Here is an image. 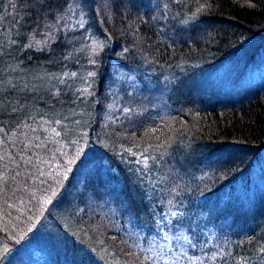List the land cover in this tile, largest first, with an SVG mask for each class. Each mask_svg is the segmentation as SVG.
<instances>
[{
    "label": "trees",
    "instance_id": "obj_1",
    "mask_svg": "<svg viewBox=\"0 0 264 264\" xmlns=\"http://www.w3.org/2000/svg\"><path fill=\"white\" fill-rule=\"evenodd\" d=\"M142 2L0 0V252L18 246L32 233L30 228L44 216L54 220L56 213L62 223L55 218L56 222L66 225L69 233L71 242L66 243L74 247V252L65 248L69 255L64 253L63 260L78 249L72 241L80 231L68 221L72 215L83 231H98L118 259L149 264L106 216L92 213L83 218L77 216L75 205L67 209L68 191L92 157L100 154L83 176L81 189L91 195L93 207L114 209L118 203L124 215L140 217L154 194L145 187L144 175L154 172L155 162L158 172L165 174L161 162L184 160V165L175 163L187 178V187L179 183L178 193L188 191L183 200H205L221 189H233L242 171L264 149V85L240 101H200L190 109L189 104H178L161 121L148 114L119 118L115 114L117 102L123 104L119 88L104 85L111 64L127 67L144 62L156 69L219 65L249 42L264 39V0H167L164 26L170 35L152 20ZM30 42L31 47H24ZM73 72L76 77L60 82L64 73ZM89 72L95 76L88 77ZM85 87L87 92L78 91ZM180 145L187 151L177 153ZM78 149L83 151L69 164ZM185 154L193 156V164ZM65 169H71L66 178ZM165 187L155 186L166 198L179 202ZM132 188L137 192L127 199ZM47 197L51 203L43 204ZM238 212L233 220L246 224V215ZM257 216L242 238L225 243L224 258L201 257L195 264H263L264 212ZM84 236L82 232L83 245L102 251V244L93 245L95 237ZM189 251L199 258L198 251ZM77 252L80 255L81 249Z\"/></svg>",
    "mask_w": 264,
    "mask_h": 264
},
{
    "label": "rangeland",
    "instance_id": "obj_2",
    "mask_svg": "<svg viewBox=\"0 0 264 264\" xmlns=\"http://www.w3.org/2000/svg\"><path fill=\"white\" fill-rule=\"evenodd\" d=\"M142 1L152 20L165 31L167 27L164 26V23L169 16L167 0ZM166 35H170L168 28ZM145 64L141 62V66L135 64L127 67L110 65V72L104 85L106 89L119 88V97H122L123 104L119 106V102H117V113L115 114H118L119 118L121 115V119L132 114L139 115L138 118L148 114L153 120L161 121L171 114L178 104L186 107L189 104L190 109L192 105L198 104L200 101L221 104L246 98L257 87L264 85V39L249 42L241 53L229 56L215 67L199 66L203 69H198L199 67L189 64L187 67L178 65L156 69V67L149 68ZM184 101L190 103L187 102L185 105ZM111 104L110 106H112ZM125 109H130V111L125 112ZM112 114L113 112H110L108 116L110 117ZM146 122L152 121L146 120ZM178 150L177 153H184L187 148L183 150L180 145ZM227 154H231V150H228ZM99 155L96 153L92 160L81 169L79 179L68 191L70 199L67 202V209L75 205L78 217L92 213L95 215L99 213L98 217L106 216L117 225V231L121 233L123 240L137 255L148 260L149 264H192L196 260L192 253L189 254L190 248L198 251L199 258L206 256L207 258L214 256L224 258L222 253L226 251L225 243L231 242L232 239L235 241L240 239L246 232V227L249 228L252 226L251 224H255L259 217L257 215L264 212L262 208L264 206V149L253 161L251 167L242 171L233 189H221L214 194V197L205 200L203 198L183 200L182 196L188 191L178 193L176 188L179 183L187 187L186 174L181 173L176 165H184V160H179L180 163H177L175 160L167 158L165 162H161L165 174L158 172V163L155 162L154 172L151 171L148 175L143 174L144 182L148 183L145 187H150L154 194H150L148 211H143V215L141 214L140 217L135 213L124 215L125 209L123 205L121 208L118 203L113 206L115 210L119 211H115L108 205H102L103 209L97 210L93 207L91 195L86 194L85 191L82 193V178L89 174L90 166ZM238 155L236 154V156ZM185 156L187 162H193V156H188V154ZM232 156L236 158L234 155ZM157 161L160 160L157 159ZM190 171L191 169L186 170L187 173ZM196 174L197 178L202 179L199 173ZM137 178L140 176L137 175ZM245 178H248V181L245 182ZM158 185L163 190L165 186L170 185L165 188H169L170 196L173 198L177 196L180 201L169 200L165 197L167 194H163V196L161 190L155 188ZM128 192L130 194H127L126 198L130 199L137 190L132 188ZM107 207L110 210L107 209L105 212L108 215H104L103 211ZM238 211L242 216L246 215L245 226L233 220V216ZM256 213L258 214L256 215ZM52 217L54 220L44 216V219L42 218L38 225L31 230L32 233L25 236L15 248L6 249V251L3 249L0 252L2 256L0 264H77L75 256L79 255L77 254L79 248L81 252L78 264L80 262L81 264H131L120 257L118 259V253L110 249L98 231L94 232L93 229L90 230V233L86 230L83 231V228H80V222L79 224L75 223L72 215L69 216L68 221H73L80 231L72 241L74 245L78 246V249L73 256L63 260L64 253L69 255L65 248L74 252V247L68 246L66 243L69 233L64 230L66 225L59 224L62 222H60L58 214L52 213ZM55 218L60 220L59 223ZM83 218H87V216ZM187 226L189 227L187 228ZM82 232L85 239L91 236L95 237L93 245L102 244V251L101 247L96 250L83 245L80 242V240L82 241ZM93 233L98 234L99 237ZM70 242L68 240V243ZM206 251L208 252L206 253ZM217 253L221 255H216ZM116 256L117 258H115ZM232 264H238V262L233 261Z\"/></svg>",
    "mask_w": 264,
    "mask_h": 264
},
{
    "label": "snow or ice",
    "instance_id": "obj_3",
    "mask_svg": "<svg viewBox=\"0 0 264 264\" xmlns=\"http://www.w3.org/2000/svg\"><path fill=\"white\" fill-rule=\"evenodd\" d=\"M14 7H15V5H13ZM198 11H199V9H198ZM81 26H83V25H81ZM35 43L36 44H40V43H42L41 41H35ZM32 46V43L30 42L29 44H26V45H24V47H31ZM97 47H101L102 45H100V44H97L96 45ZM95 54V53H94ZM92 63H95V61H91ZM77 76V73H75V72H73V73H64L61 77H59V79H60V82L61 83H63L64 82V78L65 77H76ZM93 76H95V73L94 72H89L88 73V77H93ZM78 91H80L81 93H84V92H87L88 91V88L87 87H85V88H82V89H78ZM125 112H128V111H130V109H125L124 110ZM83 150L82 149H78L77 150V153H76V157H73L72 159H70L69 161H68V163L69 164H72V163H74L75 162V160H76V158L80 155V153L82 152ZM71 169H65V178H66V173L68 172V171H70ZM56 195V192H55V190H53L52 191V196H55ZM48 203H51V197H47L44 201H43V204H48ZM43 204H42V208H43ZM33 226H35V225H33ZM29 231H31V228L29 229ZM189 243H191V241H189ZM193 246H195V245H193ZM6 251V250H5ZM261 251L262 252H264V247H262L261 248ZM216 255H221L220 253H217ZM230 255V254H229ZM213 258H215V257H213ZM200 258H195V260H199ZM193 264H195V261H193ZM201 264H202V262H201Z\"/></svg>",
    "mask_w": 264,
    "mask_h": 264
}]
</instances>
